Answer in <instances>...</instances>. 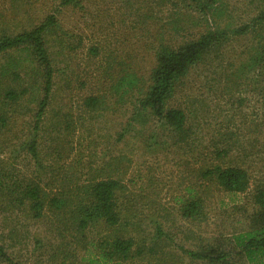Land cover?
I'll list each match as a JSON object with an SVG mask.
<instances>
[{
  "label": "rangeland",
  "instance_id": "374dc122",
  "mask_svg": "<svg viewBox=\"0 0 264 264\" xmlns=\"http://www.w3.org/2000/svg\"><path fill=\"white\" fill-rule=\"evenodd\" d=\"M59 3L60 0H0V34L28 32L54 15L62 36L47 38L54 62V86L45 120L35 132L41 78L31 76L27 51L8 50L0 55V71L11 61H20L17 78H0V95L9 88L26 89L16 103L5 107L0 104V113L5 114V124L1 126L5 128L0 133V169L49 183L50 173L37 167L27 150L34 138L43 166L55 169L54 165H78L82 179L89 165L97 167L112 156L129 159L127 179L132 194L129 203H124L140 227L138 245L144 249L141 256L125 264H205L206 260L193 258L187 252L202 254L220 244L218 249L231 252L224 262L245 264L232 246L222 241L248 227L253 186L264 183V95L248 84L239 93H232L228 85H232L235 75L244 84L257 79L256 73L262 71L263 64L253 60L264 43V0H79L75 8L61 7ZM258 17L263 20L249 33L230 38L220 50L219 59L211 55L207 63L191 68L172 101V105L180 104L193 111V151L169 146L146 154L141 150L143 136L136 132L115 143L116 133L129 114L122 108L114 116L94 121L83 115L84 124L78 126L82 98L98 87L97 79L109 65L110 72L125 71L143 84L155 64L154 52L159 46L177 48L205 31L217 27L234 29ZM62 42L76 48L70 49ZM92 46L99 50L96 57L89 53ZM67 111L77 126L68 135L69 143L62 131L52 127L58 123L56 115ZM158 128L150 127V132L160 134ZM223 134L238 147L231 156L235 161L242 158L251 170V187L244 194L227 193L214 182L208 185L199 181L203 159ZM62 144L69 157L64 153L56 161ZM193 184L197 189L200 186L205 199L204 220L197 225L182 220L176 204V198ZM102 235L91 231L88 239L98 241ZM0 244L23 264H89L81 260L82 250L70 252L64 260L62 254L56 253L57 241L49 225L19 213L0 214Z\"/></svg>",
  "mask_w": 264,
  "mask_h": 264
},
{
  "label": "trees",
  "instance_id": "16d2710c",
  "mask_svg": "<svg viewBox=\"0 0 264 264\" xmlns=\"http://www.w3.org/2000/svg\"><path fill=\"white\" fill-rule=\"evenodd\" d=\"M191 1L200 3L202 0ZM59 5L75 8L79 5V0H60ZM261 20L262 17H258L234 29L217 27L215 30L201 33L197 38L177 48L159 46L154 52L155 64L147 82L143 84L125 71L110 72L109 65L97 79L98 87H94V91L82 98L81 113L76 121L78 126L84 124L83 115L94 121L101 117L114 116L122 108L129 110V114L121 130L116 133L115 143L122 142L127 136L136 132L138 136H143L141 150L146 154L156 152L159 147L169 146L179 148L184 146L189 151H193L190 149L192 127L195 125L192 119L193 111L188 107H181L180 104L172 105V101L180 92L182 81L191 68L207 63L211 55L216 54L218 58L220 50L226 46L232 36L249 33ZM58 29L55 16L49 15L28 32L13 36L0 34V55L8 50L27 51L32 63L31 76L41 78L42 87L39 90L42 95L38 102L39 108L34 115V132L40 129L50 106L55 69L48 51L47 38L56 35L60 39L62 36L59 35ZM62 43L70 49L76 48L68 42ZM89 53L96 57L99 55V50L92 46L89 48ZM258 53L253 61L255 64L261 62L263 68L256 73L257 79L248 83L245 81L243 84L238 75H235L236 79L231 81L232 85H228L232 93H239L241 88L248 84L252 86L253 91L264 95V43ZM19 64L20 61H11L10 65L0 71V78L7 75L12 76L13 79L17 78ZM227 88L225 87V91ZM3 92V95H0L2 96L0 104L5 107L20 100L26 89L9 88ZM188 106L195 108L193 103H189ZM4 115L0 113V133L5 128L1 127L5 124ZM56 117L58 123L52 124V127L62 131L63 137L66 138L65 142H68V135L74 133L77 127L73 115L67 111ZM150 127H159L161 133L157 134L156 131L151 133ZM229 138L227 134H223L219 142L213 143L208 157L203 159L204 166L199 169V181L208 185L214 182L227 193L244 194L251 187V170L242 158L237 157L235 161L231 156L238 147ZM36 142L35 138L32 139L27 150L36 166L50 173L49 183L43 184L30 177L14 175L1 168L0 214L5 216L19 213L31 221L46 222L57 241L56 253L62 254L64 260L70 256V252L77 250L84 252L81 260L88 261L89 264H125L130 259L141 256L144 247L138 245L141 240L137 239V237L141 238V234L138 233L140 227L133 221V215L124 203L125 200L129 203V195L132 194L127 179L131 160L109 157L97 167L89 165L87 176L82 179L78 174L77 164L76 167L54 165L56 171L51 166L48 168L43 166ZM65 146L62 144L63 148L60 147L61 152L57 153L56 161L64 153L65 157H69ZM199 188L200 186L198 189L195 188V184L192 187L187 186L184 195L176 198L181 219L196 225L202 222L205 216V199ZM251 204L253 211L249 215L248 227L225 237L222 243L231 245L235 250L234 253L243 259L245 264H264L263 182L253 186ZM91 231H95V234L103 233L101 239L89 240L88 233L90 234ZM220 246L221 244L216 247L210 246L202 254L190 251L187 253L193 258L206 260L205 264L218 262L227 264L224 261L231 252L218 249ZM0 261L5 264H23L12 257L4 244H0Z\"/></svg>",
  "mask_w": 264,
  "mask_h": 264
}]
</instances>
